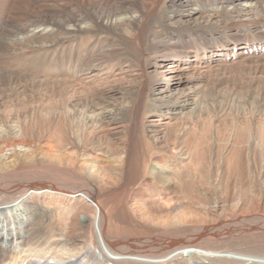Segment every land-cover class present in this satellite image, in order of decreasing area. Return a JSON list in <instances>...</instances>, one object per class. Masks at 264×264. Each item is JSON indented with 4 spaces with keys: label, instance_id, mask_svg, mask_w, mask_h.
<instances>
[{
    "label": "bare ground",
    "instance_id": "1",
    "mask_svg": "<svg viewBox=\"0 0 264 264\" xmlns=\"http://www.w3.org/2000/svg\"><path fill=\"white\" fill-rule=\"evenodd\" d=\"M23 3L48 16L45 0ZM171 4L170 25L219 30L186 49L156 40L147 95L128 96L142 71L120 57L69 60L52 80L0 66V264H264V117L201 100L218 65L264 56V0ZM70 18L66 38L93 31ZM139 19L98 22L127 34ZM24 23L0 28V56L57 41L45 22Z\"/></svg>",
    "mask_w": 264,
    "mask_h": 264
},
{
    "label": "rangeland",
    "instance_id": "2",
    "mask_svg": "<svg viewBox=\"0 0 264 264\" xmlns=\"http://www.w3.org/2000/svg\"><path fill=\"white\" fill-rule=\"evenodd\" d=\"M19 1L10 0L11 3H9V0H0V18L3 20L4 16L3 26H0V28H3L1 32L6 30L17 32L21 26L20 24H25L24 22H45L44 24L48 25L51 30L44 37L51 40L57 39V43L14 49V51L0 56V66L18 74L42 78L46 76L52 80L62 77L59 71L64 69L62 65H66L69 60L70 63L72 61L73 65L78 64L77 66L86 67L89 64L102 61L115 63L119 61L118 57H120L123 60H129L134 71H142L137 81L127 87L129 97L135 96L141 89L144 95H147L152 89L154 77L150 63L153 62L152 57L156 51V40L165 37L164 39L167 41L173 38L174 45L186 49L193 45H209L211 34L219 30L210 26L199 28V30L198 28H188L182 25H170V16L176 10L171 4L172 0H45L48 5L43 10L48 12V16L44 13H38V15L33 13V16L30 13L31 11L23 6L25 2L23 3V0ZM26 14L28 15L26 16ZM125 14H138L140 17L138 29L131 33L113 32L108 29L109 27L107 28L98 22ZM21 15L24 17H20ZM70 16H78L83 20H87L93 25V31L80 32L76 34V37L66 38L67 33L65 31L67 30L63 29L61 25ZM108 50H111L112 53L115 50L116 58H112L111 55L107 56L105 52ZM233 63L220 64L210 73L207 80L203 82L204 91L201 93V100L210 106L225 105L234 110L245 108L246 111L249 110L248 112L251 110L260 111L257 117L263 118L264 70L261 71L259 68L261 63H264V56L246 58ZM23 85L28 92L29 89H37V86H32V83L29 82H23ZM3 87L12 88V86L5 85V83ZM233 116H235V112ZM123 117L127 116L124 115ZM149 119L150 117L146 120ZM144 125H146V122L142 128L140 126L136 133L135 140L137 143L132 148L129 167L132 176L135 174L139 161L147 155V148L143 141L144 133L142 132ZM18 149L23 148L19 147ZM74 184H76L75 181Z\"/></svg>",
    "mask_w": 264,
    "mask_h": 264
}]
</instances>
